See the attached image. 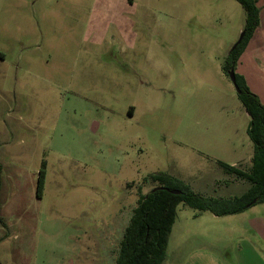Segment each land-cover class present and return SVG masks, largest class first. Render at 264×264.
<instances>
[{
	"label": "rangeland",
	"instance_id": "374dc122",
	"mask_svg": "<svg viewBox=\"0 0 264 264\" xmlns=\"http://www.w3.org/2000/svg\"><path fill=\"white\" fill-rule=\"evenodd\" d=\"M243 24L236 0H0V264H116L148 174L244 193L217 164L253 152L222 71ZM258 216L179 204L162 264H264Z\"/></svg>",
	"mask_w": 264,
	"mask_h": 264
},
{
	"label": "trees",
	"instance_id": "16d2710c",
	"mask_svg": "<svg viewBox=\"0 0 264 264\" xmlns=\"http://www.w3.org/2000/svg\"><path fill=\"white\" fill-rule=\"evenodd\" d=\"M244 11V36L241 42L229 50L222 71L234 70L235 79L241 90L237 94L248 118L247 136L252 143L250 167L239 169L222 161L217 164L226 174L248 181L250 187L239 196L213 197L195 193L181 180L163 172L148 174L144 183H154L155 187L140 194L129 224L124 229L116 258V264H162L166 256V245L181 203L198 211H209L221 217L243 212L254 203H264V104L251 92L244 78L235 72L236 64L254 31L260 25L258 0H236ZM45 163L42 162L37 177L36 195L41 197L44 183ZM162 187L180 191L173 195L166 190L151 191ZM254 201V202H253ZM253 202V203H252Z\"/></svg>",
	"mask_w": 264,
	"mask_h": 264
},
{
	"label": "crops",
	"instance_id": "0c3cea01",
	"mask_svg": "<svg viewBox=\"0 0 264 264\" xmlns=\"http://www.w3.org/2000/svg\"><path fill=\"white\" fill-rule=\"evenodd\" d=\"M261 1L258 0L257 2L260 10V25L254 31L245 50L238 59L235 72L244 78L251 92L256 94L261 103L264 104V5L263 7L260 6ZM250 226L253 231L252 240L256 238L261 242L257 243V246L254 245L256 251L259 249L258 246H261L264 251V216L251 218Z\"/></svg>",
	"mask_w": 264,
	"mask_h": 264
},
{
	"label": "water",
	"instance_id": "95a60500",
	"mask_svg": "<svg viewBox=\"0 0 264 264\" xmlns=\"http://www.w3.org/2000/svg\"><path fill=\"white\" fill-rule=\"evenodd\" d=\"M243 36H244V32L242 31L241 34H240V36H239V38L237 39V41L234 43V45L231 47L230 50H233L241 42ZM228 77H229V80L231 81V83H232V85H233L236 93L237 94H240L241 93V90H240V88L238 87V85L236 83L235 74H234V70L233 69H230L228 71ZM156 190H166V191L170 192L173 195H179L180 194V191H177V190H168V189L162 188V187L154 188L151 191L153 192V191H156Z\"/></svg>",
	"mask_w": 264,
	"mask_h": 264
}]
</instances>
